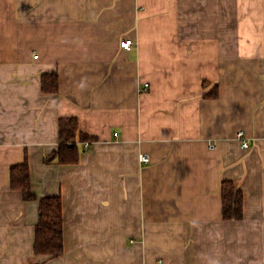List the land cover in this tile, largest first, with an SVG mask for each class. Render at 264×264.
<instances>
[{
	"label": "crops",
	"instance_id": "1",
	"mask_svg": "<svg viewBox=\"0 0 264 264\" xmlns=\"http://www.w3.org/2000/svg\"><path fill=\"white\" fill-rule=\"evenodd\" d=\"M64 116L95 136L78 163L54 159ZM55 194L64 252L36 254ZM0 264H264V0H0Z\"/></svg>",
	"mask_w": 264,
	"mask_h": 264
},
{
	"label": "trees",
	"instance_id": "2",
	"mask_svg": "<svg viewBox=\"0 0 264 264\" xmlns=\"http://www.w3.org/2000/svg\"><path fill=\"white\" fill-rule=\"evenodd\" d=\"M42 89L48 93L59 91V75L57 72L44 73ZM218 92L206 93L205 96ZM94 135L80 130L79 120L75 116H64L59 119V145L54 151V159L58 163H78L81 160V145L86 140L93 141ZM11 187L20 189L26 200L37 199L32 189L31 170L28 160L11 167ZM223 217L225 219H241L244 214V193L232 179L221 182ZM64 215L61 194L47 195L39 198V220L36 224L34 251L50 256H59L64 252L63 244Z\"/></svg>",
	"mask_w": 264,
	"mask_h": 264
},
{
	"label": "built area",
	"instance_id": "3",
	"mask_svg": "<svg viewBox=\"0 0 264 264\" xmlns=\"http://www.w3.org/2000/svg\"><path fill=\"white\" fill-rule=\"evenodd\" d=\"M133 44H134V41L132 38H123L120 40V46L125 49V50H131L132 47H133ZM237 137L242 139V144L243 146H248V141L247 139L245 138V132L243 130H240L238 133H237ZM89 143L88 141H86L84 144H85V147H89ZM209 146L211 148L215 147L216 144L215 143H210ZM140 159L141 160H144V161H148L149 160V157L146 156L145 154H140Z\"/></svg>",
	"mask_w": 264,
	"mask_h": 264
}]
</instances>
